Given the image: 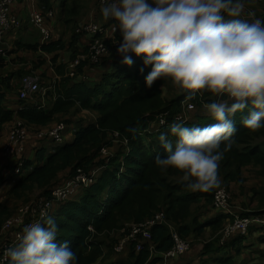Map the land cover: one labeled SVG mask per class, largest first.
Returning a JSON list of instances; mask_svg holds the SVG:
<instances>
[{"label": "trees", "instance_id": "16d2710c", "mask_svg": "<svg viewBox=\"0 0 264 264\" xmlns=\"http://www.w3.org/2000/svg\"><path fill=\"white\" fill-rule=\"evenodd\" d=\"M39 1L42 6L40 11L44 15L53 11V1ZM82 2L83 0L59 2L64 25L75 26L76 19L85 14ZM250 3L261 5L262 10L257 18L259 16L258 19L264 21V0H251ZM225 18L228 19L227 16ZM110 24L102 26L107 28ZM112 34L114 36L108 40H105V35L96 37L103 39L108 55L95 64L80 62L75 69V78L63 76L65 64L60 63L55 68L61 80L52 90L46 91L48 104L45 107L39 103L38 96L36 104L32 103L34 101H30L32 104L24 102L32 98V95L24 100L19 99L21 84L17 93L21 106L15 110L4 106L6 93L11 90L10 82L15 74L3 77L1 71L8 61L0 52V133L14 119L29 128L34 127L33 131H40L48 129L57 116L72 114L73 111V116L81 111L95 113L97 116L94 125L84 126L82 120H79L73 141L53 148L52 152L44 146V141L49 139L38 140L36 137L35 140L41 142V146L30 158L23 160L22 170L18 175L14 174L10 165L7 166L6 174L0 168V190L9 181L11 186L7 189V198L25 204L36 191H41L39 197L48 199L53 189L73 178L78 169L85 172L98 170L93 184L73 199L53 204L50 214L58 226L57 242H68L77 256V264L96 263L103 248L109 255L113 254L112 249L121 239L120 231L126 224L143 222L159 211L165 213L167 224L151 230L153 255L147 246L142 251L135 252L134 246L129 244L122 258L114 254L112 256L116 261L105 264H155L161 259L158 255L166 253L172 247L168 226L173 227L186 241H202V250L196 256L199 264H264V225L253 224L245 235L235 233L220 243L219 233L230 216L216 210L212 213V196L215 190L223 187L231 200L237 198L243 192L245 173L250 169L253 171L252 176L262 186L252 190L253 196L248 201V205L255 202V208L245 210L239 216L264 219V128L252 132L241 123L251 108L232 117L236 133L231 138V149L224 153L220 161V186L207 192L189 190L181 182L182 173L173 168L163 170L155 164L157 156L167 155L158 141L161 133L168 134L175 145L176 138L170 135L169 126L182 122L175 118L181 114L187 90L177 87L168 78L158 79L150 88L146 87L144 77L151 68L146 69L142 59H133L131 66L121 64L122 59L116 55L121 40L120 32L117 29ZM93 39L94 37H90L87 46L78 51L74 47L76 39L72 37L68 48L70 51L73 47L72 59L85 53ZM27 48L52 55V63L55 64L59 59L58 53L64 50L65 44L61 39H50L37 45H28ZM129 55L134 56L131 53ZM105 64L112 66L108 73L95 80L85 75L86 66L90 68L87 70L90 73ZM142 67L144 71L141 74L139 70ZM24 74L21 71L18 77ZM168 85L174 86L177 92L173 97L165 99L163 89ZM36 95L38 93L34 96ZM201 96L204 98L203 103L196 102V97L192 99L197 103L196 107L201 108L189 112L187 120L183 122L185 126L204 127L216 123L202 105L213 102L217 97L207 92ZM73 116L68 119L71 120ZM65 124L69 122L66 121ZM114 133L118 134L117 139L113 138ZM107 138L110 139L106 140ZM223 146L222 143L221 148ZM101 147L114 148L109 157L100 158L98 153ZM230 187L236 188L238 194L231 192ZM10 216L7 204L0 203V230ZM205 234L209 238L207 242L204 240ZM245 250L248 252L243 256L242 251Z\"/></svg>", "mask_w": 264, "mask_h": 264}, {"label": "clouds", "instance_id": "9594fccd", "mask_svg": "<svg viewBox=\"0 0 264 264\" xmlns=\"http://www.w3.org/2000/svg\"><path fill=\"white\" fill-rule=\"evenodd\" d=\"M100 11L105 21L116 22L121 63L131 66V53L142 57L144 67L151 65L146 87L168 78L187 90L186 100L205 92L218 98L203 105L216 123L171 124L175 145L161 133L158 141L167 155L155 158L161 169L182 173L191 191L218 188L220 161L236 133L232 117L251 108L242 125L252 132L264 128V21L243 18L245 0H102ZM41 221L23 228L0 264H77L68 242H57L55 220L42 213Z\"/></svg>", "mask_w": 264, "mask_h": 264}, {"label": "built area", "instance_id": "2783aa9c", "mask_svg": "<svg viewBox=\"0 0 264 264\" xmlns=\"http://www.w3.org/2000/svg\"><path fill=\"white\" fill-rule=\"evenodd\" d=\"M17 0H0V40L3 39L5 33L18 29L20 27V20L12 13V7L15 5ZM102 3V0H101ZM46 18H51V13L44 15L41 11H32L30 14V23L38 27L41 30V37L43 42L52 39V33L43 27ZM116 25L111 27H104L95 23L88 24L83 30L86 31L94 39L89 44L87 51L82 53L79 58L71 64L72 70L69 73L70 78H75V69L80 62H86L88 64L98 63L102 58L108 55V49L103 43V39L96 38L97 36L105 35V33H114L113 29ZM116 32V31H115ZM21 90L19 91V99L24 100L40 92L38 85V78L33 76H25L21 81ZM218 99V98H217ZM193 110V104L190 100L183 102L181 106V114L175 119L177 121L185 122L187 115ZM19 123L16 126L10 127L8 136L4 145L5 153L9 156H18L22 152L20 143L25 140L27 134L23 127V123ZM161 125L164 124L163 120L160 121ZM66 127L64 124L46 130L39 131L35 137L38 140L49 139L52 142L59 143L62 141V134ZM113 138L117 139L118 134L114 133ZM53 148L51 149V152ZM23 161L17 160L15 163L16 169L14 174L18 175L22 168ZM98 170H92L85 172L78 169L73 178L64 181L62 184L53 189L50 197H40V201L34 202V207L38 208V212L35 216H29V220L24 222L19 216L7 218L0 230V258L3 257V253L6 249L15 247L19 243V237L23 234V228L35 222H42L41 215L46 213L50 216L54 205L61 203L66 200H71L75 196H78L84 189L88 188L95 182ZM77 192H80L77 195ZM54 204V205H53ZM212 206L214 210L222 212L230 218L227 219L226 224L220 231V243H223L226 239L230 238L235 233L245 235L250 226L253 224L264 225V219L260 217H240L236 215L230 208V196L225 188L221 187L215 190L212 196ZM166 216L163 211L154 213L148 219L143 222L126 224L121 229V239L118 241L114 250L118 253H124L127 246L132 244L135 252L142 251L146 246L148 247L151 254H154V247L150 244L151 242V230L152 228L160 225L167 224ZM170 229V235L172 239V247L166 253L164 258L174 259L180 255L186 253L189 249V245L186 240L182 239L178 233L168 226ZM8 233L10 235H8Z\"/></svg>", "mask_w": 264, "mask_h": 264}, {"label": "crops", "instance_id": "0c3cea01", "mask_svg": "<svg viewBox=\"0 0 264 264\" xmlns=\"http://www.w3.org/2000/svg\"><path fill=\"white\" fill-rule=\"evenodd\" d=\"M51 1L54 2L53 3V11L51 12V18L47 19L44 22L43 27L48 24L49 26H54L55 29L58 28L59 31L62 30V33H60L59 35L58 34H52V40L57 41V40L61 39L62 42H64V44H65V48H64L65 51L68 50V48H69L68 42H71L72 37H75V39H76V49H78V51H80L84 46H87L91 35L88 34L86 31H84L83 29L88 24L95 23L98 25H106V24H110L113 21L112 19H109L108 21H105L103 19L101 11H100V9L102 7L101 0H83L82 4L84 5V8H85V14H83L82 16H80L79 18L76 19V22H75L76 25L74 27V31L78 27L81 29L79 35L76 36L75 32L71 33V29H69L73 25L71 27H67L66 25L63 24V21H62L63 15L60 14L59 0H51ZM37 10L42 11V6H41L39 0H17L15 5L12 7V13L20 20V27L18 28L19 31H17L15 33V35H14L15 37L13 36L14 38H12L10 40L12 42V45H14V47L11 48V46H10V49H8V52H10V59L8 60L4 70L1 71V74L3 75V77H5L6 74H10V73H12V75L15 74L13 79L10 82L11 90H9V92L6 93L5 100H4V106L10 110L11 109L15 110L16 108L21 106L19 101H18V97H17V93H18V90H19L20 84H21V79H20L21 77H18V74L21 71L25 72L24 76L36 75L35 77H37V78H39V77L42 78L45 74L46 77H48L50 80H52L51 86L48 88V90H52L53 86L61 80V76H59L56 73L55 68L60 63L65 64V59L63 56L60 58L61 55H58V58H59L58 61L55 64H53L52 63V56L50 58H48L46 54H43L40 51H31V49L27 48L28 45H37V44H40L41 42H43V40L41 38V33L38 29H37L38 32L36 31L37 34H35V36L32 39L28 36L27 33L23 32V30L25 29L26 26L31 25V28L34 27L30 23L29 19H30L31 12L37 11ZM25 12L26 13L28 12V17H26L24 19V13ZM112 25H115V21H114V23H111L109 25V27H111ZM18 29H14V30H11V31L5 33L3 36V39H5L9 35L14 34V32ZM45 29H47V28H45ZM118 32H119V30H118ZM112 35L114 36V34H112L110 32H108V33L106 32L105 36H104L105 40L110 39ZM79 36H82V37H79ZM3 39L0 41V44L2 43ZM69 52H70V60L71 61L68 63H71L73 61V59L71 57L72 52L71 51H69ZM30 53L36 55L35 56L36 60H37V58H40L41 60H44V62L45 61L46 62L45 63L43 62L44 64L42 66L38 67L42 63L39 62L38 64H36L34 61H32V58L28 57ZM116 55L119 57L118 54H116ZM119 59H120V57H119ZM12 65H14V67ZM52 66L54 67L55 72L52 71ZM87 68H88L87 66L84 68L85 75L90 76V77H92L93 80H95L98 78V76H102L104 73H108L109 69H111L112 66L110 64H105L99 68H95V69L91 70L90 73H88V72L86 73ZM35 69H37V70H35ZM49 70H51L52 72L50 73ZM70 71H71L70 68L67 65H65L63 76L68 77ZM32 103H35V102H32ZM32 103L28 102V104H32ZM81 112H84L85 117H86V120L83 119L84 120V122H83L84 126L94 125L96 123V117H97L96 114H89L86 111H81ZM15 121H19V120L14 119L12 121V123H14ZM10 127H11L10 123L6 124L3 127L2 132L0 133V168H2L5 164V157H4L5 155L3 153V149H4V144H5V141L7 139L8 131H9ZM28 129L34 130L35 128L34 127L29 128L28 127ZM68 133H70V132H68ZM35 138L36 137L31 135L28 137V140L24 143V148L26 149L27 153H30L31 151H33V149H35L36 142H37L35 140ZM73 138H74V135H73ZM72 141H73V139H72ZM71 142H64L63 145L69 144ZM11 160H13V159L9 160V157L7 158V161H11ZM5 190H7V189H5ZM172 229H174V228L172 227ZM122 256H123V254L119 255V257H121V258H122ZM158 256H160L161 259L158 262H156L155 264H194V262L198 263L197 257H194V255L191 253V250H189V249L186 253H184L183 255H180L174 259H166V258H164V254H159ZM196 256H197V253H196ZM114 261H116V260H114ZM150 261H151V259H150Z\"/></svg>", "mask_w": 264, "mask_h": 264}, {"label": "rangeland", "instance_id": "374dc122", "mask_svg": "<svg viewBox=\"0 0 264 264\" xmlns=\"http://www.w3.org/2000/svg\"><path fill=\"white\" fill-rule=\"evenodd\" d=\"M250 1L251 0L245 1V13H244L243 18H245V19H253L254 20V19H257V15L260 16L262 7H261L260 4L253 5V4L250 3ZM59 2H61V0H59ZM248 13H253L254 15L251 16V17H249L248 16ZM259 16H258V18H259ZM26 17H28V12L27 13L26 12L24 13V19ZM34 27L31 28V25L30 26H26L25 29L23 30V32L27 33L28 36L31 39L35 36V34H37L38 30L41 33V30L38 27H35L36 29ZM44 27L47 28L48 30H50V32L52 34H58L59 35L60 33H62V30L59 31L58 28L55 29L54 26H49L47 24ZM74 27L75 26H73L71 28V33L75 32V35L78 36L81 29L78 27L74 31ZM17 31H19V29L16 30L14 32V34L9 35L5 39H3L2 43L0 44V52L6 56L5 58H7V61L10 59V52H8V49H10V46H11V48L14 47V45H12V42L10 40L15 37L14 35H15V33ZM79 37H82V36H79ZM68 45H69V42H68ZM69 47H70V45H69ZM74 47H76V44H75ZM70 49L73 50V47L70 48ZM68 50H66V51L65 50L60 51L58 53V55H61L60 58L62 56L64 57V59H65V65H67L70 68V70H72L71 64L75 61V59L79 58V56H78L79 54L74 58V60L71 63H68V62L71 61L70 60V52ZM46 55H47L48 58H50L52 56V55H48V54H46ZM35 56L36 55L30 53L28 57L29 58H32V61H34L36 64H38L39 62H42V64H40L38 67L42 66L46 62V61L44 62V60H41V59H37L38 60L37 61L35 59ZM71 56L73 57V54H71ZM119 57H120V59H122L121 56H119ZM132 58L134 60L142 59V57H136L135 55L132 56ZM12 66L14 67V65H12ZM150 68H151V65H149V66L146 67V69H148V70ZM88 69H90V68L88 67L86 69V72H87ZM35 70H37V69H35ZM52 71L55 72L53 66H52ZM52 71L49 70L50 73ZM26 76L33 77V76H36V75H26ZM23 77H25V76H22L20 79H22ZM51 81L52 80H50L48 77H46L45 74H44V76L42 78L39 77L38 78V85H39V88H40V92H38V95H36V96H34L35 94L32 95L33 96V97L31 96L32 98H28L29 100L27 99L24 102H30V101L36 102L35 99L38 96L39 97V103L41 104V106H44V107L47 106V104H48V97L45 96L46 95L45 93L48 90V88L51 86ZM176 92H177V90H176V88L174 86L168 85V86L164 87V89H163V96H164L165 99H169V98L173 97ZM195 97H196V102L197 101L200 102V103H203L204 102V98L201 95H197ZM190 101L193 104V110L194 111H197V110H199L201 108V106L200 107H196V104L197 103H194L192 101V99ZM202 108H203V105H202ZM73 112H75V111H73ZM73 112H72V114L70 113V114H66L64 116H57L56 119L49 125L48 129L46 128V130H50V129L58 126L59 124H63L64 122L66 123V121L69 122V124H65L64 123L67 128L65 129V131L62 134V142L55 143V142H51L50 140H45L44 141V146L46 147V149L48 151L51 152V149L52 148H56V147L62 146L64 144V142H71L72 139H73L74 131L76 129V124L78 123V121L79 120H82V122H84L83 119L86 120V117H85V113L84 112H79L76 116H73L74 115ZM87 113H89V114H95V113H90V112H87ZM69 116H73V117H71V120L72 121L68 119ZM61 122H63V123H61ZM17 123H19V122L18 121H15L14 123L10 122V125H11V127H13V126H16ZM23 127L26 130L27 136H26L25 140L22 141L19 144L20 147L22 148V152L20 153V155H18V156H9V155H7L5 153V150L3 149V153L5 155L4 156L5 157V164L2 167V169H4L3 172L5 174L8 173V170H6L7 169V166L10 165V166H12L11 169L12 170H15L16 167H17V166H15V163H16L17 160H22L23 161L26 158H30L32 156V154L34 153V151L41 146V142H36L35 149H33V151H31L30 153H27L26 149L24 148V143L28 140V137L29 136L33 135L35 137L36 134L39 131L29 130L28 129V126H26V125H23ZM46 130H40V131H46ZM68 132H70L71 134L68 133ZM109 139L110 138H107L106 140H109ZM113 148L114 147H112V148H106V147H103L102 148L101 147L100 150H99V153H98L99 154V157L100 158L109 157L111 151L113 150ZM8 157H9V160L10 159H13V160L7 161V158ZM21 170H22V168H21ZM252 173H253V171H250V169H248V171H246V173H245V182L242 184L243 185V192L240 195H237V198H235V199L232 198V200H231V198H230V208L238 216H239V213H243V212H245V210H252L256 206V203L255 202L253 203V205L252 204H249L248 205V201H249V198L253 196L252 190H254V189L258 188V187H261L262 186V183H259L258 180L254 176H252ZM59 179H61V178H59ZM10 186H11V183L8 181V182L5 183V185L3 186V188L0 190V203H5L9 207V209L11 211V216L9 218L15 217V216H19L21 218V220L24 221V222L30 221L29 220V216H35L37 214V212H38V208L37 207H34V204L33 203L36 202V201H38V200L40 201V199H39L40 197L39 196L41 195L40 194L41 191L40 192L39 191H36L34 194H32L31 197H30V200H28L27 203L24 204V203H22L20 201L15 202L14 200H11V199H8L7 198V196H6L7 190H5V189H9ZM230 190H231V192H233L235 194H238V190L236 188H231L230 187ZM79 193L80 192H77V195ZM212 213H215V211L212 210ZM226 222H227V219H226ZM226 222H225V224H226ZM164 225H166V224H164ZM219 235H220V233H219ZM204 240L206 242L209 240L207 234H205ZM186 242L189 245V250H191V253L194 255V257H196V253L198 254L202 250V247H203L202 246V241H194L192 239H189ZM114 248H115V245H114V247H113L112 250H114ZM102 250H103V253H102L103 255L101 254V256L98 258L97 262L94 263V264H105L106 262H109V261H112L113 262L115 259H114V256H112V255H114V254H118V255L123 254V253L115 252V250H114L113 251V254L109 255L108 252H107V250L105 248H103ZM245 252H248V251H246V250L245 251H242V255L243 256L246 254ZM151 255H153V254H151ZM194 264H198V263L197 262H194Z\"/></svg>", "mask_w": 264, "mask_h": 264}]
</instances>
